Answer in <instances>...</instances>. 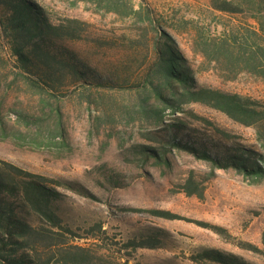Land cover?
I'll return each instance as SVG.
<instances>
[{
  "label": "rangeland",
  "instance_id": "rangeland-1",
  "mask_svg": "<svg viewBox=\"0 0 264 264\" xmlns=\"http://www.w3.org/2000/svg\"><path fill=\"white\" fill-rule=\"evenodd\" d=\"M53 23H84L81 39L66 46L87 57L101 73L127 78L116 90L69 85L60 92L34 86L0 42V160L48 180L62 194L58 213L68 241L91 246L125 264H195L189 257L213 248L264 264V181L251 184L233 170H214L192 155L172 149L166 161L146 160L141 146L156 148L159 119L145 114L162 105L150 91L155 72L153 34H145L129 10L152 11L173 38L196 86L236 94L264 105V83L245 73L226 81L200 53L205 36L245 24V13L213 8L219 0H34ZM233 2L234 0H226ZM130 86V87H129ZM167 94V91H164ZM185 114L164 112V123L181 116L198 133L225 132L242 146L260 150L255 129L199 103ZM195 116V117H194ZM58 127L61 133L56 132ZM193 195H187L185 185ZM199 194V196H198ZM158 212H168L162 217ZM153 230L164 239L155 249L125 247ZM95 238V239H93Z\"/></svg>",
  "mask_w": 264,
  "mask_h": 264
},
{
  "label": "trees",
  "instance_id": "trees-1",
  "mask_svg": "<svg viewBox=\"0 0 264 264\" xmlns=\"http://www.w3.org/2000/svg\"><path fill=\"white\" fill-rule=\"evenodd\" d=\"M212 5L215 10L230 15L245 13L256 26L245 24L224 29L217 36L201 38L199 46L203 58L223 80H234L245 73L264 83V0H219ZM126 14L138 20L143 33L150 30L153 34L155 72L160 79L156 85L149 83L150 91L162 108L149 111L143 108L145 114L159 119L162 126L154 138L158 147L141 146L139 152L143 158L164 162L167 152L177 149L207 163L212 171L233 170L251 184L264 181V105L236 94L197 87L184 55L152 11L142 7ZM83 27L84 23L76 19L64 18L53 23L34 0H0V42L13 58L15 67L31 79L34 86L50 95L69 85L97 90L128 86L127 78L101 73L87 57L66 46L81 39ZM187 103L202 104L240 125L253 127L260 150L232 141L217 128H213V134L195 132L181 116L174 117V122L164 123L166 110L172 116L185 114L182 105ZM55 131L61 133L58 127ZM48 182L69 189L74 187L0 160V264L127 263L122 257L68 241L65 233H73L62 225L57 212L62 194ZM189 183L185 185V192L193 195L195 192L188 190L191 189ZM158 213L170 217L168 212ZM162 239L163 234L153 230L142 240H128L125 247L155 249L160 247ZM261 244L263 251L250 244L246 249L264 256V229ZM189 259L195 264H253L213 248H201Z\"/></svg>",
  "mask_w": 264,
  "mask_h": 264
}]
</instances>
